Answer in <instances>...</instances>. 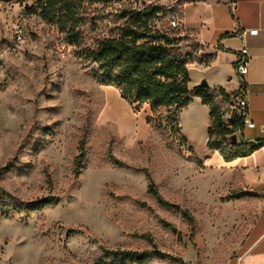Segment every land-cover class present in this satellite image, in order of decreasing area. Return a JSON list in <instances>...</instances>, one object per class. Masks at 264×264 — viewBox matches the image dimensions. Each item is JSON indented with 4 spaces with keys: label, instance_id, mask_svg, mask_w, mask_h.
I'll list each match as a JSON object with an SVG mask.
<instances>
[{
    "label": "rangeland",
    "instance_id": "rangeland-1",
    "mask_svg": "<svg viewBox=\"0 0 264 264\" xmlns=\"http://www.w3.org/2000/svg\"><path fill=\"white\" fill-rule=\"evenodd\" d=\"M151 1L176 8L181 0ZM32 3L0 0V167L12 163L0 176V264H96L112 261L102 247L153 244L168 256L145 264H238L257 204L224 185L222 170L196 163L207 153L203 111L191 102L181 110L184 144L170 128L147 122L148 105L123 99L79 55L117 33L124 3L85 2L79 44L29 13ZM181 44L195 47L191 38ZM115 105L137 120L134 130L105 114ZM146 173L192 218L159 203ZM50 196L56 202L41 210H17Z\"/></svg>",
    "mask_w": 264,
    "mask_h": 264
},
{
    "label": "trees",
    "instance_id": "trees-1",
    "mask_svg": "<svg viewBox=\"0 0 264 264\" xmlns=\"http://www.w3.org/2000/svg\"><path fill=\"white\" fill-rule=\"evenodd\" d=\"M87 1L93 2L33 0L26 9L49 23H55L59 30L66 34L69 43L79 44L82 36L81 26L85 20L82 8ZM113 1L124 3L120 11L123 22L117 33L99 37L79 53L84 60L96 65L94 69L103 83L117 87L121 97L136 107L148 105L151 115L147 117V122L161 129L170 128L171 133L177 135L184 144L187 139L181 131L180 112L194 97H199L202 103L210 108L207 145L210 149L219 150L225 160L248 155L264 145V138L250 142L233 141L232 135L244 128L243 118H236L232 131L224 129L220 123V103L215 92L211 91L207 84L190 87L191 55L184 51V45L181 44V41L189 38L187 32H183L180 27H171L169 23L158 24L162 18H171L174 15L180 18L177 7L168 8L156 1L148 2L149 0ZM218 93L228 100L236 92L227 94L219 89ZM83 156L82 143L79 157L82 159ZM196 163L202 165L199 159H196ZM11 168L10 162L0 167V176ZM146 174L150 180L148 192L159 203L181 210L185 216L192 218L187 209L165 199L151 181L150 175ZM55 202V197H45L25 207L17 206V210L31 213ZM102 250L105 259L112 261L103 260L96 264H145L154 257L168 256V253L161 251L154 244L151 249L143 251L106 247H102Z\"/></svg>",
    "mask_w": 264,
    "mask_h": 264
},
{
    "label": "crops",
    "instance_id": "crops-1",
    "mask_svg": "<svg viewBox=\"0 0 264 264\" xmlns=\"http://www.w3.org/2000/svg\"><path fill=\"white\" fill-rule=\"evenodd\" d=\"M231 9L228 0H181L177 5L179 24L195 47L185 49L191 55L190 87L207 81L211 91L222 89L233 94L240 88L236 62L242 42L237 29H258L248 34L249 71L245 75L249 97V116L253 127L237 132V141L264 138V0H236ZM203 111L204 143L207 147L202 165L222 170L224 185L245 190L255 197L257 216L248 234V248L238 264H264V145L245 156L225 160L219 150L207 145L210 108L194 97L189 106ZM206 127V128H205ZM216 172V171H215Z\"/></svg>",
    "mask_w": 264,
    "mask_h": 264
},
{
    "label": "built area",
    "instance_id": "built-area-1",
    "mask_svg": "<svg viewBox=\"0 0 264 264\" xmlns=\"http://www.w3.org/2000/svg\"><path fill=\"white\" fill-rule=\"evenodd\" d=\"M236 0H228L231 9H234L236 6ZM171 27H180L179 17L174 15L171 19ZM258 29H237L234 31V34L237 35L241 42L242 48L240 50V55L236 62V69L241 76L240 79V88L239 90L230 97V99H224L223 96L215 92L216 99L220 103V123L221 126L228 130L232 131L235 128V120L237 117H242L244 122V127H253L254 122L250 120L249 116V97H248V88L247 81L244 78L249 71V51L246 46V40L248 34H256ZM23 37V32L21 29L16 31V38L21 40ZM237 134V133H236ZM230 138V134L228 135ZM209 137H207V142Z\"/></svg>",
    "mask_w": 264,
    "mask_h": 264
},
{
    "label": "bare ground",
    "instance_id": "bare-ground-1",
    "mask_svg": "<svg viewBox=\"0 0 264 264\" xmlns=\"http://www.w3.org/2000/svg\"><path fill=\"white\" fill-rule=\"evenodd\" d=\"M105 114L108 117H111V119L119 121L122 126H125L129 130H134V128H136L137 120L135 121V119L129 116V114H127V112H125L120 106H113V108L107 110Z\"/></svg>",
    "mask_w": 264,
    "mask_h": 264
},
{
    "label": "water",
    "instance_id": "water-1",
    "mask_svg": "<svg viewBox=\"0 0 264 264\" xmlns=\"http://www.w3.org/2000/svg\"><path fill=\"white\" fill-rule=\"evenodd\" d=\"M202 84H205V85H206V84H207V81H205V80L202 81ZM237 138H238V137H237V134H233V135H232V140H233V141H236Z\"/></svg>",
    "mask_w": 264,
    "mask_h": 264
}]
</instances>
